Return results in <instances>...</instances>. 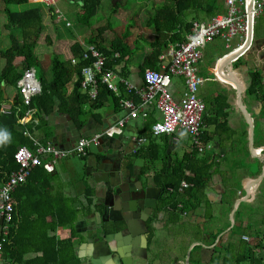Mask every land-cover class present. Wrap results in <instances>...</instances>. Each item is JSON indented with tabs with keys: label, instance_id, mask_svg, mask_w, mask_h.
<instances>
[{
	"label": "trees",
	"instance_id": "obj_1",
	"mask_svg": "<svg viewBox=\"0 0 264 264\" xmlns=\"http://www.w3.org/2000/svg\"><path fill=\"white\" fill-rule=\"evenodd\" d=\"M81 7L79 20L85 25H90L93 18L98 14L101 7V0H72ZM156 8L149 17L146 18V26L152 29V37L139 33L131 44L128 37L131 30L123 34H115L111 38L105 36V32L112 25L110 23L97 27L87 40V44L94 45L105 57L103 73L109 70L118 72L117 67L126 61V66L121 73L127 76L128 66L138 61V65L143 71L146 68L160 69L164 63L161 56L171 47L176 46L187 40L188 34L195 21H200L197 17L204 15L206 20L218 14L225 12L226 6L224 0H154ZM7 5L4 10L6 14V23L4 28L8 31L7 36L10 45L6 48L0 47V59L5 63L0 70V117L2 115L3 103L5 102L2 82L9 86L18 87V81L24 71L38 61L35 57V48L39 38L42 35L45 13L43 12V3H32L30 0H0ZM26 5L24 8L13 9L8 5ZM119 3L113 5V13H117ZM50 13L53 8L49 9ZM193 15L188 17V15ZM134 28V25H131ZM137 30V29H136ZM1 35V29H0ZM85 45L76 41L71 45L72 57L77 59V63H72L70 59H62L59 55L53 56V76L49 80L41 75L42 92L33 97L30 108L35 110V115L40 116L42 112L49 113L55 105L56 99L61 101V110L69 113L77 125L84 126L89 110L85 108L89 104L91 109H97L112 98L117 108L122 106V98L117 93L102 82L99 75L98 94L92 99L89 92H83L81 88L82 69L85 66L92 65L94 59H85ZM225 55V54H224ZM23 57L21 67L16 64V60ZM222 57V56H221ZM241 58L238 59V61ZM223 61V60H222ZM237 62V61H236ZM130 63V64H129ZM219 63V62H218ZM217 63V69H218ZM218 71V70H216ZM220 80H225L219 75ZM76 78L74 89L69 92V84ZM263 85V78L259 71L251 76L249 92L259 97ZM130 97L135 96L134 91L130 92ZM264 99V95L261 96ZM207 108L204 114V128L202 139L209 141L211 136L207 126L216 125L222 120L220 115V106L222 104L230 106L227 95H219L213 99L205 100ZM16 105L20 108L22 116H25L28 106H25L20 94L16 96ZM43 123V121L41 122ZM226 124V123H225ZM40 124L38 125V127ZM227 126V124H226ZM150 141L147 148L139 150V154L151 155L155 158H161L165 161V171H168L169 177L173 178L176 186L181 187L183 180L189 182L191 187L187 188L188 192L200 193L203 185V165L210 158H204L198 155V152H186L182 160L176 161L175 166L169 171L167 147L158 142L157 138L148 126L143 134ZM157 139V140H156ZM161 139H164L162 136ZM153 141V142H152ZM33 146V141L26 136L21 129H6V126L0 121V185L5 182L13 171L19 168L14 154L19 145ZM155 154V155H153ZM44 167H37L28 181L20 185L14 194L18 204L15 210L14 223L8 235L0 234V244L2 251L8 258H11V264H66L71 262L75 254V243L73 236L64 239H58L50 231H54L57 226L72 225L75 220L76 209L72 205H63L57 211H51L48 216H53L55 222L48 221L46 216L38 213H30L28 203L30 197L40 199L39 186L43 175L51 174ZM192 190V191H189ZM25 193V194H24ZM187 193V192H186ZM185 193V195H186ZM34 211V210H33ZM36 215V219L32 217ZM43 218V221L42 219ZM263 251H241L237 258L247 260L249 264H264ZM29 253H36L35 256L27 257ZM235 263V264H236Z\"/></svg>",
	"mask_w": 264,
	"mask_h": 264
},
{
	"label": "flooded vegetation",
	"instance_id": "obj_2",
	"mask_svg": "<svg viewBox=\"0 0 264 264\" xmlns=\"http://www.w3.org/2000/svg\"><path fill=\"white\" fill-rule=\"evenodd\" d=\"M260 53L257 55L260 60L255 61L254 56L247 59L246 65L253 63L263 70L264 52ZM256 71H248L243 79L246 85L243 102L254 120L253 145L256 151L262 148L258 151L260 159L251 151L249 124L234 104L236 89L232 85H218L213 93L227 95L230 106H220L222 120L208 129L212 140L202 156L206 159L211 156L203 165L201 192L197 196L188 192L190 183L187 187L176 186L173 178L168 179V171L159 167L161 162L151 159L148 166L136 169L140 174L138 190L123 188L125 199L111 210L107 221L97 216L105 207L97 204L101 203L99 200L92 220L78 225L75 256L66 264H235L241 251H264V176L251 185L264 168V148L258 144L264 140V99L261 98L262 102L251 94L248 85ZM174 140V136L164 138L166 152L171 148L167 153L169 171L187 151L181 152L185 147L182 140L177 144ZM231 154L232 158L227 157ZM248 186L254 190V195L251 192L249 195L251 201L240 203L232 214L236 201L243 197L242 189ZM252 223L259 225L254 236L238 235V228H247ZM175 241L187 246L186 251L179 252L183 259L173 260L178 253L174 251ZM236 264L249 261L239 260Z\"/></svg>",
	"mask_w": 264,
	"mask_h": 264
},
{
	"label": "crops",
	"instance_id": "obj_3",
	"mask_svg": "<svg viewBox=\"0 0 264 264\" xmlns=\"http://www.w3.org/2000/svg\"><path fill=\"white\" fill-rule=\"evenodd\" d=\"M30 1L32 3H38L37 1H34V0H30ZM49 9L50 8H48V12H49ZM51 14L53 15L52 18L55 17L54 16L55 14L53 13V11H51ZM259 15H263V17H261V20L258 23V28H255V36H254L253 45L248 50V52L246 53V57L248 60H250L254 56L261 55L260 52H262V53L264 52V12L260 13ZM255 23H256V21H255ZM44 24H45V22H44ZM216 40H218V39H216ZM214 41L211 43H214ZM240 41H241V39H240ZM240 41L237 42V45H238V43H240ZM82 43L85 45L86 50H87L88 46H91V44H87V42H82ZM211 43H208V44H211ZM71 45L69 46L70 54L65 59L71 58V61H72V59H76V58L72 57ZM237 45H235V47ZM252 50H253V52H252ZM249 54H250V56H249ZM35 57L37 58V61H39L38 56H35ZM204 57H205V48L203 49V57H202V60L199 64V67H201L202 62L204 60ZM222 57H218L216 59V61L218 62ZM2 60H4V59H2ZM22 60H23V57H19L16 60V64L19 65L20 67L22 65ZM76 61H77V59H76ZM261 61H262L261 65H263L264 64V58ZM234 62H236V61H234ZM4 63H5V60H4ZM72 63H74V62L72 61ZM167 63H168V59H165L164 64H167ZM246 64L249 65L248 62ZM247 65H243V66H241V68L239 67L240 68L239 73H237L233 69V66L230 65L229 67H225L224 73H225V75L231 77L230 70H233L234 73L239 77V79L243 80L244 77L248 74V71L251 72V70L253 71V70L257 69L261 73L262 78H263L262 89H261V91L258 92L259 98H260L258 100L263 102V99H261V95H264V69L262 70L260 68H256L253 63H250V66H247ZM3 66H4V64H3ZM216 66H217V64H215V66L213 65V67L207 66V71L209 70L208 75L209 74L214 75V69L216 68ZM2 67L0 68V70L2 69ZM128 67H129V70L126 71L127 76H123L121 74L123 72V68H122V72H116L115 71V73H117L119 75L120 79L119 78H113L112 79V82L114 83V85L116 87V89H114V91L123 100L133 99L137 104L140 105L141 97H140L137 90L141 89L144 86V80H143L144 71L142 73V70L138 65V61H136V63L134 62L133 64H130ZM160 69H162V68H160ZM216 70H218V69L216 68ZM111 71H114V70H111ZM216 73H218V71H216ZM42 74H44V73L42 72ZM52 76H53V74H52ZM52 76H51V78H52ZM207 77H209V76H207ZM46 78H48V77H46ZM51 78H48V79L50 80ZM226 78H224L225 80H223V81H220L217 79H206V80H216L219 82L218 85H220V86H223L224 83H228V84H224V85H231V83H233V82L229 81ZM125 81H127V83L132 85L133 87L130 88V86L125 83ZM3 82H5V81H3ZM72 82L75 83L76 78H74ZM243 82H244V80H243ZM71 83L69 84V92H72L74 89V84L72 86ZM250 83H251V81L248 82V85H250ZM244 84H245V82H244ZM8 87H9V85L6 84V93H7L8 97H7V99H5V102L3 103L2 112H4V108L10 106V108L15 112V116L19 117V121L16 124L12 125V127H9V128L6 127V129L7 130H10L12 128L21 129V131L23 133H25L26 136H28L33 141L32 147L25 145V144L19 145V146H26L29 149L34 151L38 147L37 144L46 145L47 143H52L56 148H59V149H71L76 145V143L80 139L84 138L87 140V146H86L87 152L85 155H79L78 156L75 154V155H69V156H64V157H57L55 159L56 160L54 162L55 163V170L51 174L43 175L39 178L41 180V184L38 187L40 190V194L38 192L34 191V194L37 193L38 195H40V199L32 196V197H30V202L28 203V205H29L28 210L30 211V213H38L39 212L42 216H46V218L49 217L48 221H52V222H55L54 217L48 216V214L51 211H57L58 208H60L64 204L65 205H69V204L72 205L76 209V214H75L76 216H75V220L72 222L73 224L67 225V226H57L56 229L54 231H50V233L52 235H56L58 239H64V238H69V237L73 236V241L75 243V249L77 248V245H78L77 244V238L79 235L78 234V225L83 221H87V220L91 221L92 220L91 218L94 217V215H95L94 213H96V211H98V209H96V207H95V205L98 204L97 202L99 200L101 202H103L107 198L108 189L106 190V188H105V184H107V182L104 181V179H103L105 171L107 170V171H110L113 173L115 172L114 167H116V162L121 160V157L123 155V150H130L131 149L130 145L132 143L135 144V141H133V139H135L136 135L139 134V138H145L146 141L139 143L136 150H134L131 154L126 155L123 159V162H122L123 168L120 170L121 176H118V179H120L122 182H124L122 185L123 188L127 189L128 191H131V190L135 191V189H137L136 183L139 182V179H140L139 175L140 174L138 175L136 170H135V173L133 172V170H129V169H134L133 163H134V160H136L135 156L142 159V161H140L141 164H138L137 168H138V166L139 167L148 166L149 161H151V159H156V160L160 161L161 163H159V167L165 168L164 159L155 158V157H152L151 155L146 156L143 154H139V150L142 148L144 149V148H147L148 146H152L154 148L153 144L150 145V141L152 139L149 140L146 136L143 135L144 132L146 131V129L148 128V126H152V124L155 121L160 120L162 118L160 111L154 105L143 106L141 114L138 117L133 118V117H130V115H129L130 111L128 109L124 108L121 105H120V107L117 108V106L114 103L112 98H110L104 104V106L97 108V109H91L89 104H87L85 106V108L87 110H89V114L86 117V122L84 123V126L80 127L79 125H77V123L75 122V120L73 119V117L69 113L61 110V101L59 99H56L54 108L49 113L42 112L40 114V116H36L35 110L31 109V112L29 114H25V116H22L21 112H20V108L17 107V105H16V96H17V94H20L19 88L13 86L15 88V91L14 92H8ZM81 88H82V86H81ZM233 88H235V87H233ZM170 89L172 90L174 96L177 99H179L185 90V78L183 76L173 77L172 85H171ZM82 91L87 92V90H85L84 88H82ZM131 91H134L135 96L138 97V100L134 97H130ZM97 94H98V91H97ZM89 95L91 96L92 99H95L97 97V95H96V97H92V95L90 93H89ZM219 95L220 94L218 92H214L212 96L210 95V97H207V98L201 97L200 96V90H199V97L204 102H205V100L209 101L210 99H213ZM231 101H232V105L235 104V106L237 107L236 96H235L234 104H233V99ZM262 102H260V106L258 107V110L262 106ZM205 104H206V102H205ZM206 108H207V105H206ZM145 112H146V115L143 114ZM123 118H125L126 120H125L124 126L121 129H126L127 135L123 136V138L118 141L119 142L118 143L119 147L117 148L118 150L113 152L112 155L110 154L109 156H107V154H106L107 150L111 147H112V149L115 148V144L112 142L109 145H106V144L102 145L101 143L98 144L99 143L98 139L102 135H104V133H105V132H103L102 129L108 127V125H110V128L116 126L119 123V121ZM42 121H43V123H41ZM39 124H40V126L38 127ZM212 126H215V125H212ZM209 127H211V126L206 125L205 129L208 130ZM261 127H262V125L260 126V128ZM23 129H25V130H23ZM107 130H106V132H107ZM183 132H186V131L183 130V131H180V132L175 133V134H168V135L163 134V135H159V136H161V137L163 136L164 138H166L167 136H174V139H175L174 141H177V143H179V141L182 140V137H180L179 135L182 134ZM159 136L155 135L154 138H157ZM161 137L157 138L158 142L166 147L167 142H164V139H161ZM183 137L187 138L186 136H183ZM95 138H96V140H95ZM139 138H138V141H139ZM190 139H191V137H190ZM123 140L125 142H123ZM211 140L212 139H210L209 141L203 140V143H206L207 146H206V149L203 153H199L198 151L193 149V142L191 139V142H192L191 143V149L187 150L186 152H188V151L195 152L196 151V152H198L197 153L198 155L202 156L209 149L210 144H211ZM260 145H263V148H264V140L263 139H261ZM18 147H17V149H18ZM102 150H104V151H102ZM153 155H155V154H153ZM262 156H264V154H262ZM51 158H52L51 156H47V155L44 157V159H51ZM34 170H33V172H34ZM33 172H32V174H33ZM47 172H49V171H47ZM32 174L30 175V177L32 176ZM162 174H163V176L165 175L164 173H162ZM96 178L99 179V181H97ZM28 179H27V181H28ZM168 179L171 180V178H168ZM183 182H186V181L183 180L182 183ZM25 183H23V184H25ZM182 183H181V187H183ZM186 183H189V182H186ZM23 184H21V185H23ZM98 186H99V189H97ZM16 189L14 190L13 198L16 202V208H17L18 202L14 196ZM97 191L100 193V196H101L100 199H98L96 196ZM241 192H242L243 197H244L246 195L245 189H242ZM251 195L252 196L254 195V190L251 191ZM248 198L249 197L247 196V201L245 203H248L251 201V199L250 198L248 199ZM101 204H103V203H101ZM84 212H85V214H84ZM102 212H103V210H102ZM1 217L2 216L0 213V234L3 232V230H2L3 218L1 221ZM32 218L36 219V215L34 214V216ZM41 219L43 221V218H41ZM63 231H66V233H62ZM61 233L63 236H60ZM35 255H36V253H29V254H27V257L35 256ZM2 263L3 264H11L12 261H11V258H8V256L5 255L4 252L1 250L0 251V264H2Z\"/></svg>",
	"mask_w": 264,
	"mask_h": 264
},
{
	"label": "built area",
	"instance_id": "obj_4",
	"mask_svg": "<svg viewBox=\"0 0 264 264\" xmlns=\"http://www.w3.org/2000/svg\"><path fill=\"white\" fill-rule=\"evenodd\" d=\"M44 3L49 8H53V13L60 12L55 9L59 0H34ZM226 11L218 12L206 21H195L187 40L171 46L162 56L168 59V63L162 65V69L146 68L143 73L144 86L138 89L141 97L140 105L133 99L122 100V106L130 111V117H138L143 106L154 105L161 113L162 118L155 121L151 128L154 135L175 134L186 131L193 142V149L203 153L206 143H203L202 133L204 128V114L206 111L205 102L199 97V90L206 79L220 80L219 74L214 69L213 77H205L201 74L199 64L203 57V49L208 43L215 39H222L227 48H230L232 38L239 35L240 43L233 49H240L245 45L248 35V15L251 0H224ZM264 12V0H253V17L255 18ZM60 17V16H59ZM70 22L67 25L70 26ZM232 50V51H233ZM242 56H240L241 58ZM85 59H94L92 65L83 67L81 86L87 90L92 97H96L98 91L99 75L103 73L105 57L94 46H88L84 53ZM76 63V59H72ZM235 61H238L236 59ZM175 76L185 78V90L182 96L177 99L172 90V79ZM113 78H119L115 71H106L102 74V82L106 83L110 89H116ZM123 80V79H122ZM221 81V80H220ZM126 84L127 81H125ZM130 88L133 86L128 84ZM18 88L25 106H28L26 114L31 112V102L34 96L42 92L41 81L38 77L36 65L28 67L18 81ZM146 115V112L143 113ZM125 118L107 130L112 135L116 130H121L124 126ZM99 136V135H98ZM97 138V137H96ZM95 138V140H96ZM145 138H139V143L145 142ZM36 150H31L26 146H19L14 157L19 164V168L13 171L8 179L0 185V213L3 217L2 230L4 235H8L14 223L16 202L13 198L14 190L25 183L36 167L42 166L47 171L55 170V159L69 155H85L87 140L82 138L71 149H59L52 143L46 145L37 144ZM262 148H259L260 152ZM51 159H44L45 156ZM183 187L188 183L183 182ZM2 244H0V251Z\"/></svg>",
	"mask_w": 264,
	"mask_h": 264
},
{
	"label": "rangeland",
	"instance_id": "obj_5",
	"mask_svg": "<svg viewBox=\"0 0 264 264\" xmlns=\"http://www.w3.org/2000/svg\"><path fill=\"white\" fill-rule=\"evenodd\" d=\"M114 2L119 3V9L117 13H113ZM44 4V3H43ZM7 7L6 4L0 2V47L6 48L10 45L9 38L7 36L8 31L4 28V23H6V14L3 8ZM10 8H24L26 5H8ZM48 6L43 5V12L45 13V24L43 27V32L39 38L36 49L35 56H38V77L41 78V73L48 78H51L53 74L52 70V58L55 54L59 55L61 58L65 59L69 56V46L76 42H87L90 35L96 31L97 27L101 25H106L110 23V26L105 32V36L109 39L115 34H123L125 31L131 30V35L128 37V41L132 44L134 39L138 37L139 33L146 34V36L152 37V29L146 26V18L152 14L156 8V1L154 0H101V7L98 14L93 18V21L90 25H85L80 22L79 15L81 12V7L73 2L72 0H59L55 9H59L60 12L55 14L52 18L50 11L48 12ZM60 16V17H59ZM193 15L189 14L188 17ZM263 15H259L255 18L256 25L255 28H258V23L261 20ZM198 20L203 21L206 19V16L201 15L197 17ZM67 22H70V26L67 25ZM131 25H134V28H131ZM137 29V30H136ZM240 41L239 35L235 38H232V46L227 48L225 42L221 39L214 41V43L207 44L205 47V57L200 67L201 74L205 77L208 75V67H213L217 63L216 59L218 57L224 56V54L230 53L237 45V42ZM253 52V50H252ZM250 56V54H249ZM3 61V62H2ZM216 61V62H215ZM215 62V63H214ZM246 65L247 57L242 56L241 59L237 62H234V70L239 73L237 66L240 64ZM4 60L0 59V68L3 66ZM130 64V63H129ZM129 68V67H128ZM213 77V74L211 75ZM74 82L71 83L73 86ZM219 82L216 80H206L204 84L200 87V96L201 97H210L215 88L218 86ZM15 88L13 86L8 87V92H14ZM206 128V127H205ZM182 137L183 144L185 147L182 148L181 152L191 149V139L190 136L183 132L179 135ZM186 136L187 138H184ZM161 137V136H159ZM157 137V138H159ZM260 144V143H258ZM188 146V148H187ZM181 148V147H180ZM227 157H233V154ZM257 170V169H255ZM245 205V204H243ZM252 221V220H251ZM258 223H261L258 221ZM259 227V225H257ZM257 226L252 223V226L249 227H240L237 229L238 235L242 236L244 233H247L249 236L255 235V229ZM62 233H66L63 231ZM62 233L60 236H63ZM243 237V236H242ZM175 247L174 251H178L177 258L183 259V255H179L180 251H186V244L178 243L175 241L173 243ZM264 256V251L261 253Z\"/></svg>",
	"mask_w": 264,
	"mask_h": 264
},
{
	"label": "water",
	"instance_id": "obj_6",
	"mask_svg": "<svg viewBox=\"0 0 264 264\" xmlns=\"http://www.w3.org/2000/svg\"><path fill=\"white\" fill-rule=\"evenodd\" d=\"M114 4H116V2H114ZM254 36H255V20L253 17V0H251V5H250V9H249V15H248V35H247V39L245 41V45L240 48V49H235L233 51H231L230 53L224 55L220 60H223L220 67H219V73L221 71L222 68L225 67H229L230 65H232V63L236 60L239 59L240 56H245L246 53L248 52V50L252 47L253 45V41H254ZM255 61L260 60V58L258 56L255 57L254 59ZM217 64V63H216ZM126 65V61L122 62L120 65H118L117 70L118 72H122V68ZM217 68V67H216ZM230 75H231V81L233 83H231V85L233 87H235L236 89V105L238 107V109L242 112V114L244 115L247 123L249 124V138H250V147H251V151L254 154V157L256 159H260L259 158V153L258 151L255 150V147L253 145L254 142V120L253 117L251 116L250 112L247 110L244 102H243V97H244V93L246 91V87L245 84L243 82V80H240L239 77L234 73L233 70H230ZM224 84H228V83H224ZM2 89L4 91V97L5 99H7L8 95L6 93V83L2 82ZM0 121L2 122V124L4 126H6L7 128L12 127V125L16 124L19 121V117L15 116V112L9 107L4 108V112H2V115L0 117ZM110 128V125H108V127L102 129L104 133V135H102L98 141V144H106L109 145L111 142L115 144V148L112 149L109 148L107 150V156H109L110 154L112 155L113 152L117 151L119 145H118V141L121 140L123 138V136L127 135L126 129H121V130H116L112 135L108 134L106 132V130ZM25 130V129H23ZM125 130V131H124ZM139 134L135 136V139H133V141H135V144L132 143L130 145V150H123V155L121 157V160L116 162V167H114V173L110 172V171H105L104 174V181L107 182V184H105V188L106 190L108 189V194H107V199L104 200L103 203L104 204V210L103 212L98 211L97 212V216L101 219H104V221H107L108 218V214L111 212L112 209H115L116 205H119L118 203L123 201L125 198L123 196V183L120 179H118V176H121L120 174V170L123 168L122 166V162L123 159L126 155L131 154L134 150H136L137 146L139 145ZM123 142H125L123 140ZM174 143L176 144L177 141H174ZM91 145V144H90ZM104 151V150H102ZM171 148L168 149V153H170ZM114 156V155H113ZM171 159V157L169 158ZM140 161H142L141 158H138L136 160H134L133 163V167L134 169H129V170H133V172L135 173V170L138 169L137 165L141 164ZM264 176V168H263V172L261 173V175L251 181V185H255L254 183L259 181L262 177ZM97 181H99V179L96 178ZM107 185V186H106ZM97 189H99V186L97 187ZM252 186H248L245 191H246V195L244 197H241L240 199H238L235 203V207L233 209L232 214H234V212L237 210L238 206L240 203L246 202L247 201V196L249 197L250 192L252 190ZM136 190V189H135ZM96 196L98 199H100V193L97 191L96 192ZM100 202H98V204H101ZM1 217V221H2ZM113 220H116L114 218H111ZM232 221H233V215H232ZM188 262V259H187ZM3 264V263H2Z\"/></svg>",
	"mask_w": 264,
	"mask_h": 264
},
{
	"label": "bare ground",
	"instance_id": "obj_7",
	"mask_svg": "<svg viewBox=\"0 0 264 264\" xmlns=\"http://www.w3.org/2000/svg\"><path fill=\"white\" fill-rule=\"evenodd\" d=\"M219 62V63H218ZM217 63H218V70H219V67H220V65H221V63H222V60H219ZM224 69L225 68H222L221 69V71H220V73H219V71H218V74L219 75H221V76H223L224 78H226V79H228L229 81H231V78L229 77V76H227V75H225V73H224ZM230 78V79H229ZM222 81V80H221Z\"/></svg>",
	"mask_w": 264,
	"mask_h": 264
}]
</instances>
